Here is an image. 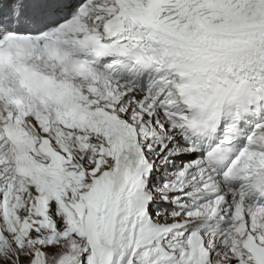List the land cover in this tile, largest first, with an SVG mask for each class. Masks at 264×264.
<instances>
[{
  "label": "snow or ice",
  "instance_id": "1",
  "mask_svg": "<svg viewBox=\"0 0 264 264\" xmlns=\"http://www.w3.org/2000/svg\"><path fill=\"white\" fill-rule=\"evenodd\" d=\"M0 264H264V0H0Z\"/></svg>",
  "mask_w": 264,
  "mask_h": 264
}]
</instances>
